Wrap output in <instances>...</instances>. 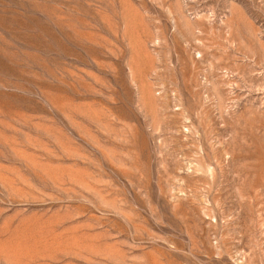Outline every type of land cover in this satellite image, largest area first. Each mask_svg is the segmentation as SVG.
<instances>
[{"label": "rangeland", "instance_id": "374dc122", "mask_svg": "<svg viewBox=\"0 0 264 264\" xmlns=\"http://www.w3.org/2000/svg\"><path fill=\"white\" fill-rule=\"evenodd\" d=\"M0 264H264V0H0Z\"/></svg>", "mask_w": 264, "mask_h": 264}]
</instances>
